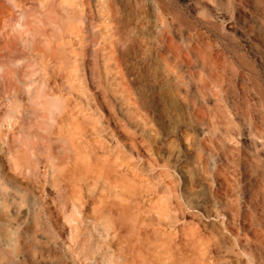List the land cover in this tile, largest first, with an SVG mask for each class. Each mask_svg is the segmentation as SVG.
Segmentation results:
<instances>
[{"label": "rangeland", "instance_id": "374dc122", "mask_svg": "<svg viewBox=\"0 0 264 264\" xmlns=\"http://www.w3.org/2000/svg\"><path fill=\"white\" fill-rule=\"evenodd\" d=\"M14 1L41 25L47 17L60 22V15L65 23L66 6L77 0ZM98 1L88 30L80 19L71 23L83 36L81 45H71V100L96 106L92 117L100 123L113 110L123 124H133L126 128L141 157L127 146L123 150L149 182L133 180L132 192L150 193L145 198L153 206L175 202L179 214L170 212L171 222L163 217L164 229L173 222L183 234L189 227L184 230L182 221L185 226L202 221L206 229L200 223L198 232L215 235L219 246L208 251L221 255L222 264H264V0H112V15L106 0ZM5 5L0 2V15ZM30 67L0 46V122L12 119L20 99L30 104L22 92L33 78ZM102 140L117 151L109 136ZM31 185L19 177L15 191L0 174V201L8 214L20 207L18 232L33 239L19 242L25 264H93L80 242L86 234L77 220H68L74 232L66 222L57 228L40 214L42 201L25 212L28 194L49 196L47 181L37 191ZM7 236L14 240L12 231ZM36 246L44 258L32 263L28 256Z\"/></svg>", "mask_w": 264, "mask_h": 264}, {"label": "bare ground", "instance_id": "6f19581e", "mask_svg": "<svg viewBox=\"0 0 264 264\" xmlns=\"http://www.w3.org/2000/svg\"><path fill=\"white\" fill-rule=\"evenodd\" d=\"M1 1L6 2L0 15L1 49L28 61L33 78L22 91L29 97L30 104L20 99L12 119L0 122V174L2 179L11 181L15 191L18 190L19 177L32 183L31 191L42 189L46 181L49 185L46 200L43 194L26 196L29 204L25 212L32 205L36 206L37 201H42L40 214L57 228L61 229L66 222L68 230L74 232L68 220H77L86 234L80 242L84 250L92 255L93 264H222L221 255L215 258L208 251L217 245L215 235L198 232L200 226L197 225H202L201 220L199 224L193 221L195 227L193 222L185 226L182 221L184 230L189 227V230L186 228L188 232L183 234L173 222L169 229H164L162 218L178 211L175 202L158 203L163 206L156 202L153 206L149 197L145 198L150 193L145 196L132 192L135 190L131 187L133 184L130 185L133 180L149 182L136 173V168L123 150L127 146L129 152L141 157L133 133L126 128V124H133H123L111 110L102 119L103 125L92 117L96 106L80 105L69 96L73 94L69 90V77L74 65L71 45H81L83 39L81 27L71 23L80 19L85 25L82 28L88 30L98 11L99 1L69 2L64 10L68 14L65 23V19L62 21L64 16L60 15L61 23L55 16L47 17L41 25L34 17L25 14L20 1ZM105 3L112 15L115 5L112 0ZM115 35L119 36L118 33ZM117 39L119 42L120 38ZM102 44L96 43L100 48ZM113 59L115 68L119 69L117 58L113 56ZM117 112L121 113L122 109L117 107ZM106 135L117 151L112 152L110 146L103 142L102 137ZM120 136L123 137L121 140ZM10 137L12 141L7 142ZM143 147L146 155L152 153L148 143ZM229 176L224 177L227 186L232 184ZM0 205V246L3 249L0 264H25L26 258L21 253L19 242L21 239L26 242L33 239L29 235L27 237L26 232H18L23 214L20 207L8 214L4 201H0ZM165 218L166 223L170 216ZM173 221L176 222L174 216ZM230 221L233 223L235 219ZM202 226L205 228V225ZM225 227L223 225L227 230ZM10 231L14 240L7 236ZM28 257L29 261L36 263L44 258V251L36 246ZM45 258L49 262L48 253Z\"/></svg>", "mask_w": 264, "mask_h": 264}]
</instances>
